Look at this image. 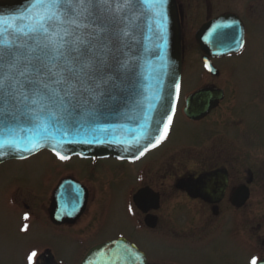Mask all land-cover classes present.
I'll use <instances>...</instances> for the list:
<instances>
[{"label":"flooded vegetation","instance_id":"obj_1","mask_svg":"<svg viewBox=\"0 0 264 264\" xmlns=\"http://www.w3.org/2000/svg\"><path fill=\"white\" fill-rule=\"evenodd\" d=\"M216 15L218 14L207 17ZM246 34L244 25L243 47L246 42ZM240 51L211 58V62L217 71L214 74L204 72V76L201 78L203 81L194 88L186 89L184 87L185 69L182 68L180 94L166 138L158 147L150 150L139 159L128 161L114 157L81 158L73 156L62 160L48 152L55 162L62 165H67L73 160L87 162L88 169L93 172H88V179L81 182L70 169L60 170L46 198L44 200L39 198L38 203L36 202L37 196L33 193L27 189L14 186L11 200L18 209L20 221L26 223L25 226L22 224L20 229L25 230L31 221L39 220L42 215L50 228L53 230H70L73 234V240L76 243H82L81 245L84 246H95L118 238L135 244L124 235V231H118L104 238L97 237L99 229L91 225L93 212L96 209L97 196L95 190L96 186H100L95 172L99 170V162L107 160H112L118 165L133 167L142 163L140 178L137 184L129 190L128 199L134 210L133 214L137 217L138 230H144L148 236L154 233L160 234L170 241L191 240L199 242L208 238L216 230L234 229L236 234L240 235L241 233L247 237L246 227L249 220L247 213L261 214L258 225L264 229V137L255 130L259 135L256 136L253 128L247 124L246 118L243 116L245 112L242 109L243 103L232 93V88L235 90V87L218 83L223 75L221 68L217 66V61L239 54ZM184 54L185 51L183 50V65ZM205 86L221 89L223 96L214 103V106L206 114L189 118L183 111L186 97L192 91ZM255 98L260 104L259 128L263 130L261 125L264 108L263 81L260 82L259 91H257ZM221 110L225 112L216 117L217 112ZM208 121L210 123H207ZM185 125L197 127V130L191 129V131L194 133L197 131L200 135L198 143L192 144L189 140H185L184 144H179L176 126L186 127ZM248 133L252 134L249 135ZM190 151L193 152L192 156L187 154ZM44 152L47 151L38 152L27 158L5 160L0 162V165L10 160L27 161ZM174 154L176 160L166 163L165 165L170 164V166L167 169H161L160 175L156 177V167L153 168V165L156 166L159 160L162 161L164 160L162 158L169 156L173 157ZM208 173H211L209 180L197 181L201 175ZM192 180L193 184L190 182ZM192 186L196 187L205 197H202L201 194L192 195L190 193ZM139 190H144L143 194H149L147 198L145 197L146 199L143 198L144 206L147 207L144 212L138 208L135 202V194ZM154 194L157 199L156 207L151 206L152 202L148 200ZM146 215L154 220L153 226L145 222ZM233 216L237 217V220L239 219L238 224ZM83 226L85 227L81 229ZM134 230L131 232H137ZM63 238L59 237L60 240ZM263 240L264 237L262 242ZM65 242L61 241L60 244ZM51 250L54 251L49 246L38 249L32 264H43L46 259H56ZM161 262L173 264L170 260H161ZM147 264L157 263L150 262L147 258Z\"/></svg>","mask_w":264,"mask_h":264},{"label":"rangeland","instance_id":"obj_2","mask_svg":"<svg viewBox=\"0 0 264 264\" xmlns=\"http://www.w3.org/2000/svg\"><path fill=\"white\" fill-rule=\"evenodd\" d=\"M176 1L179 5L182 46L185 51L183 84L186 89L199 85L204 76L200 62L202 53L194 39L195 30L208 15L231 12L241 17L247 32L245 45L239 54L217 61L223 75L218 83L235 87V90L232 88V93L243 103V116L247 124L253 128L256 136H259L256 132L259 131L264 137V108L261 118L262 130L259 128L260 104L255 98L260 82H264V0ZM223 112L225 111L217 112L216 117ZM185 126H176L179 144H184L185 140L192 144L198 143L200 135L197 131H191L197 130V127ZM219 136L223 137L220 134ZM187 154L192 156L193 152ZM175 156L174 154L173 157L162 158L164 160H159L156 166L153 165V168L156 167V177L160 175L161 169L170 166L165 165L166 163L176 160ZM99 163L95 176L100 186H96V209L91 220V225L99 229L97 237L104 238L124 231V235L143 251L150 262L157 264H165L161 260H170L173 264H252L254 259L257 261L264 256V229L258 225L261 215L258 213H247V237L240 232L241 236L236 234L234 229L216 230L199 242L170 241L154 233L148 236L144 230H138L137 217L133 214L134 210L128 199L129 190L140 178L142 163L134 167L118 165L112 160ZM68 169L73 171L81 182L88 179V172H93L88 169L87 162L73 160L67 165H62L55 162L47 152L27 161L10 160L0 165V264H27L26 258L32 252L46 246L54 250L51 252L60 264L80 263L91 246L76 243L68 229L53 230L42 215L39 220L31 221L25 230H21V225L25 226L26 223L20 221L18 209L11 200L14 186L33 193L37 196V203L39 198L44 200L58 172ZM236 218L233 216L238 224L239 219ZM133 229L137 232L132 233ZM59 237L64 238L60 240ZM61 241L66 242L60 244Z\"/></svg>","mask_w":264,"mask_h":264},{"label":"water","instance_id":"obj_3","mask_svg":"<svg viewBox=\"0 0 264 264\" xmlns=\"http://www.w3.org/2000/svg\"><path fill=\"white\" fill-rule=\"evenodd\" d=\"M133 2L135 8L129 10L123 20L110 26L107 34L109 39L105 40L112 49L111 55L115 57L109 59L119 78L113 87L116 99L103 116L75 130H54L52 138L44 141L34 151L25 150L33 147L25 139L19 145V152L0 150V161L26 157L40 149H49L56 155L59 153V157L112 155L136 158L158 144L157 141L162 139L167 128L179 88L182 47L178 7L176 0H166L164 19H160L144 0ZM29 4L30 0H0V17L4 20L17 17ZM12 23L15 24V20ZM121 30L128 35H122ZM195 39L209 55L237 51L243 43L240 20L232 14L221 15L204 23L196 31ZM117 60L126 62L127 68L120 69ZM221 97V90H197L186 99L185 113L190 118L204 115ZM4 128V123L0 122V130ZM3 134L0 131V136ZM21 135L27 137L29 133ZM210 175L211 173L201 175L197 181L205 182L211 178ZM143 193L144 190H139L135 195V202L144 212L147 207L144 206L143 198L146 199L149 194ZM190 193L194 196L201 194L193 186ZM148 200L152 202L151 206H157L155 194ZM145 222L154 225V220L148 218V215ZM145 262V256L133 244L119 239L92 247L80 264ZM45 264L52 263L47 260ZM257 264H264V259Z\"/></svg>","mask_w":264,"mask_h":264},{"label":"snow or ice","instance_id":"obj_4","mask_svg":"<svg viewBox=\"0 0 264 264\" xmlns=\"http://www.w3.org/2000/svg\"><path fill=\"white\" fill-rule=\"evenodd\" d=\"M144 3L164 19L166 0ZM134 8L133 0H30L17 17H0V150L19 152L27 139L33 147L25 150L34 151L54 130H75L103 116L119 78L105 40Z\"/></svg>","mask_w":264,"mask_h":264},{"label":"bare ground","instance_id":"obj_5","mask_svg":"<svg viewBox=\"0 0 264 264\" xmlns=\"http://www.w3.org/2000/svg\"><path fill=\"white\" fill-rule=\"evenodd\" d=\"M179 13V12H178ZM179 20H180V15H179Z\"/></svg>","mask_w":264,"mask_h":264}]
</instances>
